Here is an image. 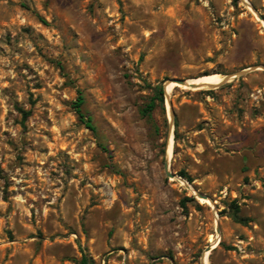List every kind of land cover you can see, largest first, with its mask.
Masks as SVG:
<instances>
[{"label": "rangeland", "instance_id": "rangeland-1", "mask_svg": "<svg viewBox=\"0 0 264 264\" xmlns=\"http://www.w3.org/2000/svg\"><path fill=\"white\" fill-rule=\"evenodd\" d=\"M84 258L264 264V0H0V264Z\"/></svg>", "mask_w": 264, "mask_h": 264}, {"label": "trees", "instance_id": "trees-1", "mask_svg": "<svg viewBox=\"0 0 264 264\" xmlns=\"http://www.w3.org/2000/svg\"><path fill=\"white\" fill-rule=\"evenodd\" d=\"M154 95L150 98V101L141 109V113L143 116H150L152 112L156 109L158 106V103L161 104L163 107L165 105V91L164 87L162 85L156 86L153 88ZM85 104V97L82 93H79L76 101L74 102V108L76 111V114L79 118V120L91 131L96 132V127L93 124L92 118L90 116H87L86 113L83 110V106ZM18 111L22 115V121L23 123L28 119L30 116V111H26L22 108H18ZM178 125V123H176ZM177 134V131H176ZM106 150V148H103ZM181 175L184 178H188L187 174L185 172H181ZM195 199L186 198L187 201H194ZM185 201L183 202V205L186 206ZM84 264H86V259H83Z\"/></svg>", "mask_w": 264, "mask_h": 264}, {"label": "bare ground", "instance_id": "bare-ground-1", "mask_svg": "<svg viewBox=\"0 0 264 264\" xmlns=\"http://www.w3.org/2000/svg\"><path fill=\"white\" fill-rule=\"evenodd\" d=\"M226 76L224 75H213V76H207V77H203L200 79H195V80H188L186 85H180L176 82L170 81L169 83H167L165 90L167 93L168 98H170L171 93L173 92V90L176 88V86H182L184 88H188V89H211V88H216L218 86H220L221 84L226 82ZM232 80V79H231ZM227 83V82H226ZM193 85V86H192ZM171 149V147H170ZM202 201L204 202H208V199H202ZM210 254V251L208 250L206 252V256H205V263H208V256Z\"/></svg>", "mask_w": 264, "mask_h": 264}, {"label": "water", "instance_id": "water-1", "mask_svg": "<svg viewBox=\"0 0 264 264\" xmlns=\"http://www.w3.org/2000/svg\"><path fill=\"white\" fill-rule=\"evenodd\" d=\"M257 68H258V67H257ZM257 68H255V69H257ZM245 72H246V71H245ZM245 72H241L240 74H244ZM234 77H235V75H228V76H226V79H227L226 82L230 81V80L233 79ZM172 81H173V82H176V83H178V84H180V85H186L187 82H188V80H185V79H174V80H172ZM166 85H167V84H166ZM166 85H164L165 97H166L167 103L169 104L170 119H172V122H173V119H174V110H173V105H172L171 99L168 98L167 93H166V90H165ZM192 86H193V85H192ZM166 172H167V175H168L169 177H174V174L169 170V166L166 167ZM197 196H198L199 198L208 199L207 196H204V195H202V194H198ZM210 250H211V248H210ZM203 264H205V263L203 262Z\"/></svg>", "mask_w": 264, "mask_h": 264}]
</instances>
